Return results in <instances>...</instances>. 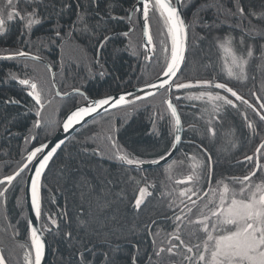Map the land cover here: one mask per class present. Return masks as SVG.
<instances>
[{
  "label": "trees",
  "instance_id": "obj_1",
  "mask_svg": "<svg viewBox=\"0 0 264 264\" xmlns=\"http://www.w3.org/2000/svg\"><path fill=\"white\" fill-rule=\"evenodd\" d=\"M136 2L36 0L43 22L35 25L30 35L24 34L20 21L9 22L7 31L0 35V56L17 50L39 55L54 69L57 84L64 94L79 89L86 96L97 98L145 84L162 74L165 55L170 58L171 40L158 16H152L150 23L155 51L150 59H146L139 12H134L129 19ZM221 3L235 11L233 0H184L182 9L189 30V51L179 82H194L213 76L221 81L230 79L224 66L225 54L214 40L229 32L239 37L240 30L220 24L227 17L218 16L214 5ZM243 3L246 10L264 11V0H243ZM5 4L6 0H0V9ZM20 7L23 8L24 4L21 3ZM113 16L117 19H112ZM248 19L257 22L254 17H246L245 24ZM235 22V19L230 21ZM57 27L61 29L59 39L54 32ZM125 32L129 35L124 36ZM105 36L111 38L100 48L99 42ZM249 42L256 46L254 58L248 65L249 76L256 77L255 86L251 79L247 83L231 80L230 86L238 88L245 99L255 104L250 90L264 97V91L260 90L262 74L257 59L264 40L257 37ZM48 69L46 64L27 58L0 60V179L22 166L30 151L57 132L70 107L84 102L76 93L57 97ZM25 78L38 83L45 94L43 123L39 129L33 127L37 117L34 101L28 95L30 89L18 83L19 79ZM198 91L177 92L173 89V100L182 118L184 133L180 149L172 159L178 163L171 173V180L166 168L172 160L165 165L136 169L112 158L106 139L107 135L113 134L119 145L132 155L145 160L156 158L173 132L170 115L164 112L162 104L163 91L148 101L135 102V108L129 106L127 116L125 111L114 109L95 117L53 156L41 181L40 224L41 228L51 227V231H45L51 250L48 264H84L81 253L86 264H105L106 253L108 264H130L133 255H138V264H148L153 239L149 230H171L166 217L172 216L173 212L168 209L167 193L173 188L184 187L174 181L190 174L192 161L189 157L196 155L198 160L204 159L194 146L201 140L216 162L217 177L246 174L247 166L237 161H242L245 154H252L254 145L264 138V125L257 129L261 135L253 137L241 116L246 110L244 105H240L239 112L228 108L212 113V105L206 101H175L177 95L184 97ZM48 100L52 103H47ZM247 114L250 121H258L251 109H247ZM109 120L114 126L113 133L108 132ZM209 126L215 130L214 138L207 132ZM33 135L37 137L35 140L30 139ZM26 138L29 139L26 141ZM233 143L236 147L232 146ZM26 174L24 171L9 187L6 196L0 197V248L8 264H23L27 249L18 245L30 243L24 196ZM138 182L140 187L145 184L154 187L149 188L153 195L137 212L132 204L134 195L138 194ZM4 187L0 185V191ZM50 217L57 221L58 227L51 224ZM153 220L158 223L152 225ZM14 229L19 231L18 236H13ZM69 232L70 238L67 236ZM152 261L155 264L154 256Z\"/></svg>",
  "mask_w": 264,
  "mask_h": 264
},
{
  "label": "snow or ice",
  "instance_id": "obj_2",
  "mask_svg": "<svg viewBox=\"0 0 264 264\" xmlns=\"http://www.w3.org/2000/svg\"><path fill=\"white\" fill-rule=\"evenodd\" d=\"M140 5L138 8L133 7L132 11L139 12L142 18V35L146 40L145 47L151 46L155 51L153 36L151 32V18L158 16L166 29V35L171 39L170 58L166 54L164 65L161 69V77H157V82H147L146 88L155 89L156 91H148L143 96H136V101H148L149 98H155L157 93L163 91L165 94L162 104L164 112L170 115L172 124V138L164 145L163 150L157 153L156 158L145 160L134 156L125 151L114 138L113 134L107 135L106 139L110 144L111 157L119 160L122 164L135 166L141 169L145 164L159 166L161 162L167 163L174 155L178 146L182 144L181 132L183 131L181 116L178 112L177 105L173 100V89L177 92L190 91L198 89L195 94L181 97L175 96V101L181 99L200 100L212 105V113H218L221 109L225 111L228 108L240 111V105L246 106V110L241 113L244 124L253 133V137L261 135L257 129L264 125V97L257 94L256 91L250 90V95L255 99L256 103H250L245 96L233 86H230L231 80L241 83H247L250 79L255 86L256 77L249 76L248 65L250 60L254 58L255 44L257 37L264 40V11L260 13L246 10L243 0H233L235 11L226 8L222 3L216 4L217 15H224L227 18L221 20L220 24H228L230 29H239V37L229 32L226 35H218L215 37L214 43L218 49L225 54V69L229 80L221 81L216 76L210 79L179 82V74L182 72V65L186 61V50L188 40V25L182 16L180 8L184 6V0H137ZM24 7L21 8L20 4ZM31 8V11L28 9ZM39 5L36 0H6L3 9H0V35L7 31L9 22L20 21L23 24L24 34L30 35L33 27L43 22V18L39 13ZM246 17H254L256 23L252 19H248L245 24ZM117 19V17H111ZM81 22L86 24L83 17ZM130 19V17H129ZM235 19V24L230 23ZM219 26V25H218ZM55 37L61 38V29H54ZM128 36L129 33H123ZM111 37L105 36L99 42L100 48ZM165 53L168 49H164ZM30 59L35 62L43 63L39 55H33L29 52L17 50L9 51L7 55L0 56V60H16ZM146 59L150 57L146 56ZM259 63L258 68L262 74L260 80V90L264 91V43L260 45V54L257 57ZM51 71V68L48 69ZM103 75V72H101ZM16 79L15 76L11 77ZM53 79L55 74L53 73ZM20 85L30 89L28 95L32 97L36 111L37 119L34 121L33 127L39 129L42 126V113L45 109V94L38 83L30 79H19ZM73 91L83 98V104H77L70 107L65 118L58 127H62L65 133L72 130L76 125L86 121V118L92 117L93 114H99L103 109L105 112L109 108L125 111L129 106L137 107L134 101H130L127 95L121 94L105 95L101 98L89 99L84 92L79 89ZM144 91V89H141ZM223 93V94H222ZM57 95H60L57 92ZM231 97V98H230ZM234 98V99H233ZM239 102L237 104L236 102ZM12 102V101H10ZM51 104L52 101L48 100ZM247 109H251L257 122L249 120ZM205 111H208L205 108ZM163 119V114L160 116ZM211 125V120L208 122ZM108 132H114L112 121L107 122ZM207 132L211 138L215 137V130L209 126ZM36 136L30 139L35 140ZM29 138H26V141ZM231 143V141H229ZM64 143L61 140L45 154L47 144L41 143L30 151L26 157L27 163L18 167L12 174L5 175L0 179V185H4L0 191V197H5L13 182L28 169L29 164L38 160V167H35V175L30 177V194L31 208L34 210L37 219L42 216V177L48 168L49 162L53 159L57 150ZM204 159H197L196 155H192L189 159L192 161L190 165L191 172L184 179L175 180L176 185L184 187L173 188L167 195L169 197L168 209L173 215L166 217L170 221L171 230L165 231L160 229L149 234L153 237L152 252L148 255V264H153L152 257L156 258L155 264H264V138H261L258 144L254 145V151L251 155L245 154L242 161L238 164L246 165V174L241 176H216L215 164L212 154L208 151L204 141L194 145ZM233 147L236 145L233 143ZM42 155V158H39ZM178 161L172 160L167 164L166 172L171 180L172 171ZM179 163H182L179 162ZM151 185L145 184L140 187L137 183V193L133 198V208L138 212L142 205L145 204L147 198L153 193L149 191ZM178 209V211H176ZM52 225L58 227L55 219L49 218ZM152 225L158 222L153 220ZM30 243L19 244L18 247L27 249L24 251L23 264H42L45 256V240L42 238L43 231H51V227H42L38 229L33 226L32 221L27 222ZM19 231L14 229L13 236H18ZM70 238L71 233H67ZM187 237V239L185 238ZM159 239V243H157ZM195 240L196 242H193ZM136 247V252L139 253ZM81 260L86 264L84 254L81 253ZM167 256L168 260L165 261ZM179 258V260L173 259ZM138 255L131 257L130 264H138ZM108 255L105 254V264H108ZM0 264H7L6 257L0 251Z\"/></svg>",
  "mask_w": 264,
  "mask_h": 264
},
{
  "label": "water",
  "instance_id": "obj_3",
  "mask_svg": "<svg viewBox=\"0 0 264 264\" xmlns=\"http://www.w3.org/2000/svg\"><path fill=\"white\" fill-rule=\"evenodd\" d=\"M173 2H175V0H173ZM135 7H139L140 5L138 4V2L135 3L134 5ZM133 6V7H134ZM132 7V9H133ZM131 9V12H130V18L132 16V14L134 13V11H132ZM180 11L182 13V16L183 18L185 19V16H184V13H183V9L182 7L180 8ZM140 15V13H139ZM141 18V16H140ZM141 22H142V18H141ZM185 23L187 25V22H186V19H185ZM188 33H189V30H188ZM142 44H143V47L146 49L147 51V55L148 57H151L153 55V51L151 49V46H148V47H145V44H146V40L144 37H142ZM188 51H189V34H188V40H187V50H186V53H185V56H186V61H187V57H188ZM3 56V55H2ZM41 60L43 61L44 64H46L48 66V68L50 67L51 68V77H52V83H53V86H54V89H55V95L57 97H61V98H64V97H67L71 94H75V92L72 90L66 94L62 93L59 89V86L57 84V81H56V76H55V79H53V73L55 74L54 72V69L48 64V62H46L43 58H41ZM186 61L185 63L182 65V70L186 64ZM180 75V74H179ZM161 77V79L163 78L162 77V74L159 76ZM150 82H157L158 83V80L157 78L150 81ZM146 84V83H145ZM145 84H142V85H138V86H134V87H131V88H128V89H125V90H122V91H119V92H116V93H112V94H109V95H115V96H118V95H121V94H124V95H127L128 93H131V95H128L127 98L130 100V101H134V102H138L136 101V96H143L146 92L148 91H156L155 89H149V88H146L145 87ZM141 89H144V91H141ZM81 91V90H80ZM57 92L60 93V95H57ZM83 92V91H81ZM162 92V91H160ZM158 92V93H160ZM89 99H95V98H92L90 96H87ZM103 97V96H102ZM97 98H101V97H97ZM175 103V102H174ZM83 104V103H82ZM178 109V108H177ZM111 110H114V109H111L109 108V111ZM179 112V111H178ZM103 113H106L103 109L100 110L99 114H93L92 117H88L86 118V121L84 122H81V124L79 125H76L72 130H70L69 132L65 133L62 129V127H59L57 132L46 142H44L45 144L48 145V147L45 149V154L51 150L52 147H55V145L57 143H59L61 140L64 141V143L61 145L60 149L65 145V143L79 130L81 129L85 124H87L89 121H91L92 119H94L95 117L103 114ZM180 114V113H179ZM65 118V116H64ZM63 118V119H64ZM62 119V121H63ZM181 121H182V118H181ZM182 126H183V122H182ZM183 133H184V126H183V131L181 132V136H182V141H183ZM58 149L57 152L60 150ZM180 149V145L178 146V149L175 151L173 157L168 161L170 162L175 156L176 154L178 153ZM56 152V153H57ZM39 158H42V155L39 157ZM167 162V163H168ZM27 163V161L25 162ZM165 162H161V165H165L167 164ZM35 167H38V160L37 161H33L31 164H29V167L28 169H26L25 171H27V175H26V179H25V189H24V196H25V202H26V207H27V211H28V220L32 221V224L34 227L38 228V229H41V224H40V219H37L36 216H35V213H34V210L31 208V194H30V177L34 176L35 175V172H34V169ZM131 167H134L136 168L135 166H131ZM152 167H157V165H151V164H145L143 165V167L141 169H147V168H152ZM42 238L45 240V256H44V259L42 261V264H48L49 262V259H50V256H51V250H50V243H49V240H48V237L45 233V231L42 232ZM0 251H1V248H0ZM8 264V263H7Z\"/></svg>",
  "mask_w": 264,
  "mask_h": 264
},
{
  "label": "flooded vegetation",
  "instance_id": "obj_4",
  "mask_svg": "<svg viewBox=\"0 0 264 264\" xmlns=\"http://www.w3.org/2000/svg\"><path fill=\"white\" fill-rule=\"evenodd\" d=\"M84 103V102H83Z\"/></svg>",
  "mask_w": 264,
  "mask_h": 264
},
{
  "label": "rangeland",
  "instance_id": "obj_5",
  "mask_svg": "<svg viewBox=\"0 0 264 264\" xmlns=\"http://www.w3.org/2000/svg\"><path fill=\"white\" fill-rule=\"evenodd\" d=\"M171 40V39H170Z\"/></svg>",
  "mask_w": 264,
  "mask_h": 264
}]
</instances>
